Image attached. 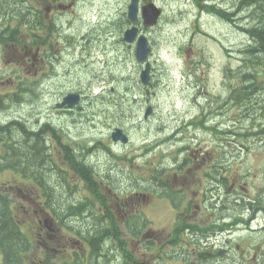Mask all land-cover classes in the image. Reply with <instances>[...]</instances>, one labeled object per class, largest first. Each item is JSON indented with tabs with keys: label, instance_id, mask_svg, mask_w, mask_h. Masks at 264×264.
I'll return each mask as SVG.
<instances>
[{
	"label": "rangeland",
	"instance_id": "obj_1",
	"mask_svg": "<svg viewBox=\"0 0 264 264\" xmlns=\"http://www.w3.org/2000/svg\"><path fill=\"white\" fill-rule=\"evenodd\" d=\"M28 1L36 6L35 0ZM216 1L226 12L239 10V17L249 18L247 11L242 10V6L236 7L233 0ZM143 2H154L162 9L156 27L140 29L148 38L152 52L148 91H139L140 66L134 60V48L122 39L123 31L129 26L125 17L128 0H85L84 6L57 13V27H54L50 46L39 48L38 62L31 59L25 64L24 61L34 49L29 50L21 64L19 58H15L16 61L12 58L17 54L14 55L10 43L0 44V93H8L11 87L5 82L20 74L40 84L37 97H25L23 104L17 107L13 105L8 109L6 106V116L29 119L33 123L38 120L40 125L48 122L61 144H70L71 138L80 139L90 130L95 140L103 141L104 148L92 143L91 149L95 150L92 155L85 151L84 155L77 153L73 158H67L70 154H66L56 140L53 146L61 172L76 174L71 176L72 184H76L72 192L82 201L93 202V207L101 201L74 168L75 158L83 164L88 155L93 163L103 162L102 175L109 177L116 173L125 180L127 175L137 173L139 181L145 182L160 167L167 168L171 174L166 176L171 177V169L186 151L189 153L185 157L190 152L195 155L198 152V161L189 163L191 169L199 166L192 170L198 180L208 183L205 174L211 165L218 163L224 167L223 175H234L241 185L252 189L253 194L264 192V114L261 110L255 111L259 103L253 105V113L249 114L239 105L224 104L230 95L227 86H223V68L226 65L237 67L239 51L248 45V37L233 24L198 7L194 0ZM45 27L50 28V25L46 23ZM40 34L45 36L43 31ZM48 61L55 66L51 67ZM68 93L79 94L80 102L72 108L56 109L55 105ZM129 93L136 94V99L128 100ZM254 98L257 102L264 100V93ZM150 107L151 112L145 118V110ZM205 121L211 122L208 127ZM116 127L128 136L129 142L122 145L123 148H111V152L106 147L112 144L108 133ZM177 135L182 143L175 142L173 146L170 139ZM21 176L3 171L0 185L13 200L12 211L23 233L33 241L37 221L42 217L36 219L31 213L25 214L23 204L31 206L32 210L38 207L24 202L22 194L31 190L34 198L31 197V201L45 204L46 200L40 183ZM166 176L163 173L158 177ZM50 181L49 178V186H52ZM158 218L159 224L169 220L167 213ZM252 241V235L240 240L238 244L242 249H238L233 259L241 258L245 248L253 251L254 245L248 246ZM251 251L247 259L252 258ZM28 255H33L34 263L41 257L32 248ZM257 263L264 264L261 259Z\"/></svg>",
	"mask_w": 264,
	"mask_h": 264
},
{
	"label": "flooded vegetation",
	"instance_id": "obj_2",
	"mask_svg": "<svg viewBox=\"0 0 264 264\" xmlns=\"http://www.w3.org/2000/svg\"><path fill=\"white\" fill-rule=\"evenodd\" d=\"M27 1L0 0V29L10 27L13 22L18 24V13L25 10ZM84 1L35 0L34 8L43 15L44 23L57 27V13L66 12L77 5L84 6ZM12 15L15 17L12 18ZM13 52L17 54V57L12 56L14 60L19 58L21 64L26 62L23 58L27 53L21 55L18 49ZM34 60L38 62V59ZM55 140L60 143L58 136ZM69 142L62 143L63 148L67 149L66 154H70L67 158H73L77 153L84 155L85 151H90L92 155L95 151L91 149L92 143H99L103 147V141L92 140L90 134L80 139L71 138ZM55 152L52 147L53 156ZM189 156L179 162L171 177H152L148 182H140L136 173L127 175L125 180H129L128 183L116 173L109 177L100 174L103 162L93 163L90 155L83 159V164L75 158L74 168L89 182L93 195L101 201L95 207L93 202L82 201L79 196L70 194L65 182L70 181L74 189L76 184H72L74 180L71 176L75 173L67 175L64 182L60 173L65 174V171L61 172L55 161L52 176L54 180L58 179V185L63 182V189L61 186L58 188L57 199L69 196L75 204H69L72 210L68 213H64L62 204L54 210L51 239L40 226L41 221H37L32 247L41 257L36 264L257 263L256 252L251 259L246 258V248L241 258L230 260V257L242 249V245L238 244L240 240L255 233H264V202L259 200L264 192L255 195L252 189L244 187L235 178L230 184L211 182L209 174L214 173L213 166L205 174L206 180L209 179L205 184L193 175L192 170H197L199 166L192 169L189 166L190 162L198 161L200 154L190 152ZM205 156L208 157L206 153ZM117 161L114 160V164ZM109 166L112 168L111 164ZM30 191L24 194L23 201L38 208L32 210L31 206L24 204L22 210L26 215L32 213L36 219L40 216L44 219L48 213L41 202L31 201ZM163 213L168 214L169 220L159 224L158 217ZM48 242H51L49 246ZM261 245L263 243L259 241L254 250H259L257 248ZM248 246L252 247L253 244L249 243Z\"/></svg>",
	"mask_w": 264,
	"mask_h": 264
},
{
	"label": "trees",
	"instance_id": "obj_3",
	"mask_svg": "<svg viewBox=\"0 0 264 264\" xmlns=\"http://www.w3.org/2000/svg\"><path fill=\"white\" fill-rule=\"evenodd\" d=\"M27 2L28 5L25 10L18 13V24L0 29V39L3 42L10 43L13 48L24 45L28 50H35L39 47L50 46L54 30L51 26L50 28L45 27L44 21L40 19L42 18L40 13H37L29 1ZM194 2L201 7L205 3H217L216 0H194ZM233 4L236 7L242 6V10L247 11L249 18L244 19L241 15L239 17L237 14L239 10L226 12L218 3L217 6L215 4L213 6L210 4H207L209 6H203L210 13H214L224 21L233 24L248 37V45H244L242 50L239 51L238 66L235 69L230 65L223 68V84L231 92L230 98L225 100L226 103L224 104L239 105L249 114L253 113V105L259 103L255 111L261 110L264 114V100L257 102L254 98L262 96L264 93V0H233ZM14 17L15 15H12V18ZM40 31H43L45 36L40 34ZM227 55L231 57L229 52ZM48 62H50L51 67L55 66L51 61ZM5 84L11 87V90L6 94L0 93V173L11 171L13 174L19 173L22 174L21 177L24 176L23 178L33 179L36 183H40L44 200H46L44 205L47 209L54 214V210H57V207L62 204L64 213H68L72 210L69 204L75 203L71 202L69 196L65 199H57L58 188L61 186L63 189V182L58 185V179H52L55 159L51 148L54 145V139L57 138L54 128L44 123L38 128V131H25L23 121L20 122L19 119L15 118L11 119L9 123L5 120L6 125L2 124L4 117L1 116L3 114L1 111L5 109L3 104L5 103L9 107L16 105L14 107H17L25 101V97H37L40 86L39 81L20 74L12 79L9 78ZM140 87L141 90L139 91L146 90L141 85ZM127 95H129L128 100H130V97L137 96L136 94L131 96V93ZM64 151H67V149L64 148ZM181 158L184 159V154ZM213 169L214 173L209 174L211 182L231 183L232 178H234V175L231 174L221 177L224 167L218 165V163L214 164ZM159 171L162 170L157 168L156 173L159 174ZM156 173L154 176L157 175ZM60 176L63 177L65 182L67 174L61 175L60 173ZM49 178L52 186H49ZM235 179L239 182L238 178ZM207 180L209 181L208 178ZM65 184L70 194L74 195L70 181L69 183L65 182ZM12 188L13 186L10 187V189ZM259 200L264 202V197L259 198ZM11 201L13 200L3 191V187L0 185V264H30L28 260L30 239L23 233L15 218ZM87 204L82 203L81 205ZM93 230L96 232V228ZM261 234L253 238L260 239ZM260 242L263 245L257 248L259 250H254L253 253L256 252L257 262L260 259L264 262V238Z\"/></svg>",
	"mask_w": 264,
	"mask_h": 264
},
{
	"label": "water",
	"instance_id": "obj_4",
	"mask_svg": "<svg viewBox=\"0 0 264 264\" xmlns=\"http://www.w3.org/2000/svg\"><path fill=\"white\" fill-rule=\"evenodd\" d=\"M160 14V9H158L151 2L139 7V0H130L127 6L126 17L128 22L130 23V27L123 32L122 37L124 42L129 44H135L134 58L137 63L144 66V68L140 72V82L144 86L149 85L150 65L148 62V58L151 54V50L149 48V42L147 37L143 34H139V30L136 24L138 23L140 17L144 26L152 27L157 24ZM78 101L79 95L70 94L64 97L62 103L58 104V107H70L76 104ZM149 113L150 109L146 111L145 117H147ZM111 138L113 141L119 140L122 143L127 142L126 136L122 133L120 129H116L112 133Z\"/></svg>",
	"mask_w": 264,
	"mask_h": 264
},
{
	"label": "bare ground",
	"instance_id": "obj_5",
	"mask_svg": "<svg viewBox=\"0 0 264 264\" xmlns=\"http://www.w3.org/2000/svg\"><path fill=\"white\" fill-rule=\"evenodd\" d=\"M236 12V11H235ZM237 13H239V11H237Z\"/></svg>",
	"mask_w": 264,
	"mask_h": 264
}]
</instances>
